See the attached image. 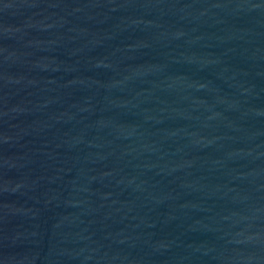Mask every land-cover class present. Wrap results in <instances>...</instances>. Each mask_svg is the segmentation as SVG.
<instances>
[{
	"label": "water",
	"instance_id": "95a60500",
	"mask_svg": "<svg viewBox=\"0 0 264 264\" xmlns=\"http://www.w3.org/2000/svg\"><path fill=\"white\" fill-rule=\"evenodd\" d=\"M0 264H264V0H0Z\"/></svg>",
	"mask_w": 264,
	"mask_h": 264
}]
</instances>
